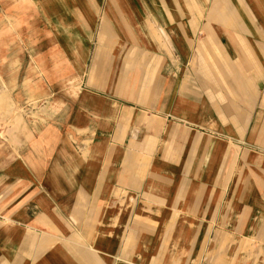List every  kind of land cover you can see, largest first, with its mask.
I'll return each instance as SVG.
<instances>
[{"label": "crops", "instance_id": "1", "mask_svg": "<svg viewBox=\"0 0 264 264\" xmlns=\"http://www.w3.org/2000/svg\"><path fill=\"white\" fill-rule=\"evenodd\" d=\"M133 7L98 5L85 12L42 7L36 17L9 13L0 21L19 20L21 32L24 22L39 24L35 42L22 35L15 43L0 40V46L10 47L4 56L11 60V52L25 58L23 47L29 45L136 44L139 25L131 17ZM219 8L209 15L206 27L218 18L223 25L232 23L230 17H219L218 12H225ZM194 24L179 23L169 32L184 66ZM60 28L65 32L57 34ZM240 34L219 39L212 57L204 52L206 40L197 47L198 55L213 60V73L221 83L213 92L227 102L235 99L239 86L252 98L256 91L251 86L261 89L264 82V43L252 44ZM51 55L55 62V53ZM157 56L163 61L161 75L173 55ZM97 72L96 67L89 70L88 84H96L92 89L75 90L73 111L66 110L64 123L55 118L45 126L43 119L21 118L17 124V119L0 117V159L7 162L0 167V264H264V230L251 224L256 220L251 206L258 197H252L246 173L245 181H236L229 148L245 139L251 119L226 114L219 125L229 139L205 135L189 128L188 118L179 123L170 117L177 108L193 115L187 87L173 93L154 88L140 107L121 102L124 91L109 87L103 68L97 83ZM9 76L7 84L0 81L9 93L27 94L29 76L35 93L44 92L37 70ZM156 97L164 116L153 112ZM64 106L58 101L55 110ZM141 109L146 117H139L136 111ZM206 109L201 107L202 114ZM28 132L36 135L31 150ZM18 134L20 143L15 145ZM13 156L18 160L10 162ZM33 174L35 181L29 180ZM34 188L42 192L30 193ZM237 203L249 208L236 212Z\"/></svg>", "mask_w": 264, "mask_h": 264}, {"label": "rangeland", "instance_id": "2", "mask_svg": "<svg viewBox=\"0 0 264 264\" xmlns=\"http://www.w3.org/2000/svg\"><path fill=\"white\" fill-rule=\"evenodd\" d=\"M122 3L134 6V14H131V17L139 25L138 29L133 21L135 33L138 29L136 44L116 46L29 45L23 47L25 58L19 57L20 54L13 56L15 52H11V60H9L10 57L4 56L9 52L10 47L8 45L0 46V81H11L10 73L19 74L27 69L30 75L37 70L39 74L37 78L44 86L43 93H35V87H33L35 85L30 76L28 78V93L24 95L18 91L13 94L9 93L8 85H1L0 117L3 120L10 117L17 119V124L21 118H28L30 121L36 118L43 119L45 126L55 118L59 120V123H64L67 112L73 111L71 107L74 106L75 90L78 88L92 89L96 85L95 83L91 84L92 86L88 84L87 77L92 67H96L98 71L95 76L97 83H99L102 74L100 71L103 68L104 76L108 77L109 87L110 84L112 87L116 85L121 91H124V96L121 98L123 104L134 103L142 107L148 101V93L154 88L173 93L180 87H187L190 106L194 107L193 115L189 113L183 115L177 108L170 117L179 123L180 120L188 118L189 125H191L189 128L198 132L203 130L205 135L228 140V136L219 125V118L223 119L226 114H235L237 120L243 121L245 118L248 121L251 119L245 139L235 140L233 142L235 146L229 148H231V153H234L231 164L234 165L236 181H245L246 173V178L252 182V197H258L251 206L252 214L256 218L251 224L259 230H264V221H262L264 217L261 218L264 215V82L261 89L258 85L251 86L253 93L256 91L251 94L252 98L243 92L244 88L239 86L237 88L239 92L235 94V99L229 97V102H227V99L221 97L222 95L213 92L221 84L218 75L213 73L215 70L213 60L197 53L199 43L206 40L204 52L207 51L208 55L212 57V54H217L214 44L218 43L219 39L223 41L225 38L237 37H233L235 33H241V37L246 38L252 44L254 42L264 43V0H0V17L3 19L9 13L19 16L20 12L26 13L30 17H36V10L42 7H55L56 12L68 11L67 9L72 12H85L87 7L120 6ZM215 7L223 8L225 12H218L219 17H230L232 23L223 25L222 19L218 18L215 19V24L206 27L207 19ZM199 9L202 13H196ZM0 22V40L15 43L17 40L20 41L22 35H25L32 40L31 42H35L36 26L39 24L34 21L24 22L23 32H21L22 24L17 19L12 22L8 20ZM185 22L196 25L195 30L189 31L188 43L190 45L185 48L188 50L189 58L186 66L179 56L180 47L178 44L176 46L173 38L169 35L173 27ZM26 24L28 25L26 26ZM60 26L63 25L60 24ZM60 32H65V30L60 28L56 31L57 34ZM175 42L179 43L178 40ZM16 47L18 48V46L12 45L11 49ZM52 52L55 53V62L51 61ZM164 53H170L173 56L172 61L168 62L167 67L160 75L163 61L159 60L157 55ZM181 67H184L182 75ZM52 71H55V78L51 77ZM3 76H6V79ZM33 80H36L35 77ZM117 81L118 83H116ZM227 82L229 85V80ZM252 82L254 85V78ZM236 84L238 86V83ZM223 96L228 97L227 94ZM127 97H130L129 100H126ZM167 99L168 97H166ZM178 99L179 97L175 101ZM21 101L24 103L20 104ZM58 101L60 104H65L63 110H55V103ZM161 103L160 97H156L153 112L164 116L165 111L160 108ZM203 105H206L207 109L202 114L201 107ZM217 106L221 109H218ZM176 107L178 106L175 104ZM136 112L141 118L148 115L144 109ZM0 128L4 127L0 126ZM29 130L32 129L29 128ZM180 134L177 130L174 137L178 139ZM35 136L34 133L31 135V132H28L26 142L29 145V150L35 142ZM20 137V134L15 137V145L20 143ZM14 156L9 158L10 162L18 160V157ZM0 163V167H3L7 162L0 159ZM224 177V181H226L227 178ZM29 180L35 181L34 174ZM229 181L232 183V180ZM29 192L42 191L34 188ZM249 200L247 196L248 203ZM248 205L242 203L239 206L237 203L233 210L242 212L249 208Z\"/></svg>", "mask_w": 264, "mask_h": 264}]
</instances>
